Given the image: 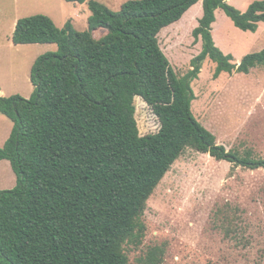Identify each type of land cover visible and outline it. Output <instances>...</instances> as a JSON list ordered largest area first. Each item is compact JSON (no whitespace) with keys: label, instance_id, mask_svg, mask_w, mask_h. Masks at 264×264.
I'll return each mask as SVG.
<instances>
[{"label":"trees","instance_id":"trees-1","mask_svg":"<svg viewBox=\"0 0 264 264\" xmlns=\"http://www.w3.org/2000/svg\"><path fill=\"white\" fill-rule=\"evenodd\" d=\"M65 1L88 6L87 30L35 15L20 19L12 36L15 45L58 49L33 64L31 98L0 97V113L14 123L0 163L9 161L17 177L15 188L0 191V264H130L126 247L144 238L148 201L189 149L264 170L252 150L217 143L194 115L192 87L208 59L215 79L264 67V50L234 64L213 37L218 9L238 29L256 33L264 0L245 12L228 0H203L193 31L202 51L182 77L159 35L200 0H127L119 11L96 0ZM101 29L106 34L95 38ZM138 97L158 117L157 133L141 136Z\"/></svg>","mask_w":264,"mask_h":264},{"label":"rangeland","instance_id":"rangeland-1","mask_svg":"<svg viewBox=\"0 0 264 264\" xmlns=\"http://www.w3.org/2000/svg\"><path fill=\"white\" fill-rule=\"evenodd\" d=\"M96 1L119 11L127 0ZM255 1L262 0H228L241 11ZM194 8L159 35L179 77L193 69L191 61L202 51L201 38L196 41L193 35L201 18L192 13L203 9L200 4ZM218 13L213 37L226 55H233L232 63L239 65L246 55L264 50V24L256 35L235 27L223 10ZM35 15L52 18L60 28L72 22L78 31H85L91 12L86 4L65 0H0V89L10 96L31 98L33 64L58 49L55 44L20 48L5 44L14 16L20 20ZM105 34L97 30L94 37ZM215 69L216 64L206 60L192 84L195 117L228 151L252 150L264 158V67L254 68L249 75L223 73L218 79ZM135 105L141 136L157 133L161 124L152 108L140 97ZM9 127L12 131L14 123L0 113V141ZM6 163L0 166V185L13 176L8 184L13 189L17 177ZM142 222L144 238L126 247L130 264H264V170L235 168L189 149L148 201Z\"/></svg>","mask_w":264,"mask_h":264},{"label":"crops","instance_id":"crops-1","mask_svg":"<svg viewBox=\"0 0 264 264\" xmlns=\"http://www.w3.org/2000/svg\"><path fill=\"white\" fill-rule=\"evenodd\" d=\"M229 2L230 3H232V0H229ZM198 4H200V6H201V8L203 9V0H200V2L198 3ZM198 4H196V5H198ZM195 5V6H196ZM250 5V4H249ZM195 6H193L191 9H192V11L193 10H195ZM247 8H248V6H247ZM190 9V10H191ZM201 9V10H202ZM246 9V8H245ZM189 10V11H190ZM219 10H221V9H218L217 11H216V22H217V19H219V13H218V11ZM188 11V12H189ZM191 11V12H192ZM243 11H245V10H243ZM196 14L198 15V18H202V16H203V12L201 11V13L199 14V13H196V11L194 12V13H192V16H196ZM15 17V19L14 20H10V24H11V27H9L8 28V30L7 31H12V33L10 34V39H8V41H6V43L5 44H13L14 46H16L17 48H20V47H25V46H30V45H15L14 43H13V41H12V36H13V34H14V31H15V29H16V25H17V23H18V18H16L17 16H14ZM234 24V23H233ZM262 24H264V23H262ZM1 29V28H0ZM3 33L5 32V31H2ZM259 33V30L256 32V33H254V34H258ZM7 36H9V33L7 34ZM33 45H38V44H33ZM40 45V44H39ZM242 52V51H241ZM243 54H244V52H243ZM252 70H254V69H252ZM0 94H1V96L2 97H9L10 96V94L8 93L7 94V92L4 90V89H0ZM11 97V96H10ZM28 99V98H27ZM3 115V114H2ZM6 117V116H5ZM7 118V117H6ZM10 120V119H9ZM7 130H9L7 133H6V135L3 137V139L0 141V147H3L4 145H5V143H6V141L9 139V137H10V135H11V133H12V131H11V128L9 127ZM4 162H7L8 164H10L11 165V163L9 162V161H7V160H4V161H2L1 163H0V166L4 163ZM6 163V164H7ZM11 168H12V165H11ZM12 170H13V168H12ZM14 177L13 176H8V180H6V182H3L1 185H5L4 183H6V185L5 186H2V187H0V190H2V189H11V187L10 186H8V184L10 183L11 184V182L14 180L13 179ZM15 182V181H14ZM0 185V186H1Z\"/></svg>","mask_w":264,"mask_h":264},{"label":"water","instance_id":"water-1","mask_svg":"<svg viewBox=\"0 0 264 264\" xmlns=\"http://www.w3.org/2000/svg\"><path fill=\"white\" fill-rule=\"evenodd\" d=\"M0 97H1V94H0Z\"/></svg>","mask_w":264,"mask_h":264}]
</instances>
